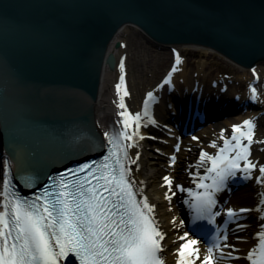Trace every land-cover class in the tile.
I'll use <instances>...</instances> for the list:
<instances>
[{
    "label": "water",
    "instance_id": "95a60500",
    "mask_svg": "<svg viewBox=\"0 0 264 264\" xmlns=\"http://www.w3.org/2000/svg\"><path fill=\"white\" fill-rule=\"evenodd\" d=\"M127 24L160 46L264 64V0H0V142L21 193L102 153L101 62Z\"/></svg>",
    "mask_w": 264,
    "mask_h": 264
},
{
    "label": "snow or ice",
    "instance_id": "6c2138e0",
    "mask_svg": "<svg viewBox=\"0 0 264 264\" xmlns=\"http://www.w3.org/2000/svg\"><path fill=\"white\" fill-rule=\"evenodd\" d=\"M179 62L177 58L176 63ZM119 69L121 74L115 85L118 100L114 103L120 110L117 115L121 118L122 130L105 134L113 150L99 166L86 164L75 171L69 170L67 175H61L53 191L46 188L32 202L12 200L3 205V211H0V264H76L77 260L79 264H164L160 253L164 250L161 242L165 234L159 230L151 215L154 206L148 203L146 197L139 201L135 199L131 181L127 179L129 170L124 163L128 159L126 148L134 146V137L143 139L139 129L148 112H129L124 102V97L129 93L125 86L123 60ZM175 71L177 68L174 65L164 80L165 84L169 83ZM250 90L252 98L256 99V89ZM152 98L153 93L148 92L144 105L147 106ZM254 127L252 120H244L241 125L233 126L230 139L235 143L231 144V156L222 155L225 149H221L216 157L201 152V163L206 158L211 163L207 171L214 172L215 176L212 177V184H199L205 192L195 195L193 207L201 217H207L209 223H214L215 215H219L218 212L212 213L215 203L212 193L219 190L226 176L234 174L233 170H241L239 161H244L242 170L246 172L258 168L260 177H257V183H264L261 180L264 165H257L248 159L251 144L264 143L253 140ZM245 140L247 143H244ZM123 141L130 143L125 146ZM225 144L229 145L230 141L225 140ZM171 159L174 162L175 157ZM110 160L111 164L108 162ZM8 175L5 164V191L9 184ZM163 180L171 192L172 180L168 176H164ZM165 199H171L168 192ZM261 203L264 204V198ZM227 215L233 217L236 213L228 209ZM258 236L260 244L264 245V231ZM222 239L227 240V236ZM178 241L180 243L174 253L175 264H220V258L224 256L223 248L229 247L227 244L221 246L216 241L202 252L199 242L187 233L179 236ZM260 251L259 247L250 251L248 259L252 264H258L254 256Z\"/></svg>",
    "mask_w": 264,
    "mask_h": 264
},
{
    "label": "bare ground",
    "instance_id": "6f19581e",
    "mask_svg": "<svg viewBox=\"0 0 264 264\" xmlns=\"http://www.w3.org/2000/svg\"><path fill=\"white\" fill-rule=\"evenodd\" d=\"M134 31H138L137 34L140 37H134L133 41L129 40L127 43V41H125L124 38L126 37L129 38L128 35L131 32H133L131 33V35L134 34ZM111 40L112 41L108 44L104 52L102 62H101V68H100L104 104H105V111L96 128L98 129L100 133L105 132L106 128L110 124L112 123L116 124V122L120 123L121 118L117 115V112L120 110L117 108L116 103H114V101L118 100L115 85L118 83L119 76L121 74L120 69H119L121 60H123L125 64V72H124L126 73L125 86L129 93L128 96L124 97V102L127 108L130 110L129 112L132 111L131 113L133 114L141 113L142 111L141 107L144 104V100L146 99V94L148 92H152L153 98L149 101V103H152V104L154 103L157 105L160 103V106L156 108L157 115L156 113L153 112L152 116L154 117L155 120L157 118L161 119V122L163 124H165V121L169 119L166 113L161 114L162 110L164 109L166 105V102L170 106L178 108V102H177V99L175 98L177 95L176 93L178 92L180 94L182 91V88L185 85L187 86L188 89H191V86H194V85H195L194 87L196 86L201 87V84L207 83V81H209L211 77L219 78V77H223L224 76L223 74H229L231 75V79H233L234 77L233 79L234 82L236 81L239 84L245 83L246 81L247 83L253 81V83L257 82L259 83L260 87L264 88V64H261V63L255 64L254 66L251 67L252 71L250 69L247 70L246 68H243L242 66H240L242 67L240 68L238 67L239 65L236 66L237 68L236 67L229 68L230 65L228 63L227 65L225 64V62L224 63L221 62L223 65L220 63V60L222 58L221 59L216 58V57L212 58L213 57L212 55L214 54V52H212V50L208 48H204V47L200 48L198 46H193V45H181V46L179 45V47L177 48L178 50H175L176 56H175V61L173 62V65H172V67L174 65L176 66L177 71L172 73L171 77L169 78V83H168L170 85L177 86V91H175V93L167 97L164 95V93L161 94L162 91L160 87L151 86V83L159 75V72L157 71L158 69L157 65L158 64L163 65L165 63V59L161 60L160 62L155 61V60H158V49L155 48V42L153 40H150V38L147 37L142 31H140L139 29H137L136 27L130 24L124 25L120 34L117 36H113ZM118 42L120 43V48L115 47V44H117ZM132 42L135 44V46L137 45L139 48L137 49V47H135L133 50H131L132 45H134ZM188 46L190 48L197 49L198 51L196 53L198 55L200 54V57H201L198 61L197 59L195 60L196 66L192 68H190L189 66L190 64L189 60L192 57H195V56H192V54L194 55L195 52L194 50L188 49L189 48ZM143 48H145V51L148 52L147 54H149V52H152L153 48H155V52L153 51V58L148 59L149 61L145 60L144 57L142 58L140 57L141 51L139 50ZM165 48L167 50L169 49L168 47H165ZM159 51H162V50H159ZM177 58H179V61H180L178 64L176 63ZM213 59L215 60V63L217 64L219 68L224 66L221 68V70L223 71H221L219 74L216 71H214L215 70L214 66L212 67L214 69L211 71L210 69L212 68H210L209 66L204 71L202 69V67H205L207 66V64H209L208 61L211 60L213 63L214 62ZM112 65H113V68H111ZM138 67H140L141 69H138ZM260 90L264 91L262 89ZM249 92L251 94V91ZM227 94H228V97L233 96L230 93H227ZM121 95H123V90L121 91ZM263 96H264V92H263ZM220 97L225 100V98H223L222 95ZM239 97L241 98V94H239ZM239 97H234L233 104L232 103L230 104V98H227L226 102L229 103L228 106L230 108V110L229 108L226 109L227 113L228 111L233 110L234 106L240 107L241 104H240ZM208 102L210 103V101ZM221 102L224 103L223 100H221ZM262 104L260 101H256V103H251V106L253 109L254 108L256 109L259 105H262ZM242 105L244 106L243 101H242ZM261 110L264 111V108H262ZM252 112L254 113L247 112L246 114L251 116L252 118L251 120L255 122V125L259 124L258 128H260V130L256 131L258 133L255 132L253 133V135L257 136L260 140L261 139L264 140V132L262 129L264 128V118H263L264 116L260 118V120H258L259 117H257V115H259L260 113L257 114L255 112H259V111H252ZM231 113H232V118L229 119V122H238L242 120L241 117L243 116L240 117V116H236V114L234 115L233 112ZM162 115H163V118H161ZM219 123L226 124L227 121H220ZM217 127L218 129L213 128L206 134L205 137H203L205 145L206 143L210 145L216 143V141L219 138H222V133H223L224 139H226L228 135L230 134L229 128L226 127L225 129H223L224 127H220L219 125ZM144 132L145 131L143 130L140 136H143ZM261 132H263V135H261L262 138L260 137ZM159 135H160V132L157 131L156 136L159 137ZM195 137L196 139H194V142H197V139H199V137L197 136ZM139 139H140L139 137H134V141H132V143H134V146L131 148H128L129 158L131 157L130 162H129V171H130L132 180L137 186V188H139L142 194V197L143 198L146 197L148 203L154 206V211L152 214L153 219L155 220L156 224L159 226L161 230H163V233L165 234V239L163 241L164 255L166 256L168 264H175L176 257L174 256V253L180 243L178 241V237L181 235H184L185 233H188V224L186 225V220L188 222V219H187L188 209L184 207L185 205L183 206L184 202L182 203V198L178 196V192H180L179 190L190 191L192 189L191 183L189 180H187L185 184L180 186L179 188L172 186V191L169 192L168 187L165 185L163 177L168 176L172 180V182L174 181L176 176L178 177L179 174L176 171V169H169L168 167H170L169 162H173L171 159L172 157H175V160L178 163L177 166H180L182 164L184 166L182 157L177 154L176 156L175 155L164 156L162 153L159 152V150H161L160 146L156 147L155 149H150V147L146 144H144L143 146L142 143L138 141ZM127 143H130V141H127ZM217 144L218 142L216 143V145ZM166 149L168 152H170L169 148H166ZM205 150H208L207 146L205 147ZM260 150L262 152H260ZM137 154H139L138 160H136ZM232 155H233V152H232ZM248 159L256 163L257 165H264V146H261L258 149H256L254 154H252V156H249ZM133 160L135 161V163H131V161ZM200 165H203V164L201 163ZM200 165L194 166L192 175H197L199 172L202 171ZM244 173H246L245 174L246 178L240 182L244 185L245 188L248 186H251V190H249L250 188H246L245 191L242 190V193L244 195V193L252 191L256 193L254 197L256 199L253 201V198L252 199L248 198L249 197L248 196L247 198H245V199H248V202L243 203V201L241 200L242 203L240 204V206L242 204H245V207L251 208L253 204L252 207L254 206L257 208L259 207L260 217L263 218L264 217V204L261 203V200L262 198H264L262 197V194H264V183H257V177H260L258 168L251 170V172L245 171L243 172V174ZM261 180L264 181V177H261ZM166 192H168L169 196L171 197L170 200L165 199ZM237 195H240V194L237 193ZM221 196L222 195H220V198H221L220 204L226 198L224 197V195L222 197ZM245 196L246 195H244V197ZM173 220H175V224L173 223ZM233 230H235L234 227H233ZM251 232L252 231L250 229L249 230L245 228L239 229V233L242 234L241 237L243 236V234L248 237ZM255 239L257 240V245L254 244L256 240L253 241L252 239L250 241L251 243H247L246 245H242L241 243L231 242L232 243L231 253L233 255H237V254L243 255V256L246 255L247 253L245 252L246 251L245 248H248L249 246H251V248L256 249L259 247L258 245L260 243V240L257 237ZM174 241H176V243H174ZM198 246L201 248L203 252L205 247H202L200 244H198ZM236 262H237L236 264H246V260L244 259L238 260Z\"/></svg>",
    "mask_w": 264,
    "mask_h": 264
},
{
    "label": "rangeland",
    "instance_id": "374dc122",
    "mask_svg": "<svg viewBox=\"0 0 264 264\" xmlns=\"http://www.w3.org/2000/svg\"><path fill=\"white\" fill-rule=\"evenodd\" d=\"M131 33H133V32H131ZM131 33L128 35L129 36V38L128 37H126V38H124L126 41H127V43H128V41L130 40V41H133V38L134 37H140V36H138V31H134V34H132L131 35ZM133 43V42H132ZM131 44V43H130ZM134 44V43H133ZM135 47H137V49L139 48L137 45L135 46V44L134 45H132V49L131 50H133ZM188 49H190V50H194L195 48H188ZM145 51V48H143V49H141V50H139V51H141V54H140V57L142 58V57H144L145 58V60H147V61H149L148 59H151V58H153V51L155 52V48H153V50H152V52H149V54H147L148 52H144ZM164 51H166V50H164ZM196 51H197V49H196ZM152 54V55H151ZM151 55V56H150ZM194 56L195 57H197V58H200V56L197 54V53H195L194 54ZM213 57L212 58H214V57H216V58H220L216 53L215 54H213L212 55ZM167 58V59H166ZM165 59V63L163 64V65H157L158 66V69H157V71L159 72V75L154 79V81L151 83V85H153V83H155L157 80H159V78H160V76L163 74V72L164 71H166L167 69H168V67H169V62H170V60H169V53H166V52H161V51H158V60H155L156 62H160L161 60H164ZM221 59V58H220ZM214 60V59H213ZM214 62H215V60H214ZM221 62H225V64L227 65V63L230 65L231 63L230 62H228L227 60H225V59H221L220 60V63ZM222 64V63H221ZM223 65V64H222ZM231 66V65H230ZM138 69H141L140 67H138ZM210 71H211V69H210Z\"/></svg>",
    "mask_w": 264,
    "mask_h": 264
}]
</instances>
